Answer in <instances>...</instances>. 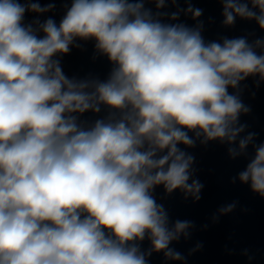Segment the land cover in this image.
Masks as SVG:
<instances>
[{"label": "clouds", "instance_id": "clouds-1", "mask_svg": "<svg viewBox=\"0 0 264 264\" xmlns=\"http://www.w3.org/2000/svg\"><path fill=\"white\" fill-rule=\"evenodd\" d=\"M217 2L225 27L240 19L264 32V0ZM60 3L59 20H41L55 2L0 0V264H150L153 254L183 264L172 245L196 225L172 220L155 192L201 200L188 151L198 141L246 159L231 182L264 200V142L240 122L251 112L242 82L264 83V37L206 41L202 9L164 11L179 0ZM80 42L107 58L106 78L64 72Z\"/></svg>", "mask_w": 264, "mask_h": 264}, {"label": "water", "instance_id": "water-1", "mask_svg": "<svg viewBox=\"0 0 264 264\" xmlns=\"http://www.w3.org/2000/svg\"><path fill=\"white\" fill-rule=\"evenodd\" d=\"M49 2H55L56 8L40 19L51 16L59 20L64 13L60 0H40L42 5ZM189 3L194 8L202 9L199 21L203 22L202 35L206 41L240 36H247L251 41L264 37V32L260 31L254 22L237 19L234 26L225 27L222 6L217 0H179L176 6L168 4L164 11L171 13L176 11L177 7L186 9ZM148 6L155 10L154 5ZM26 19L31 20L32 16L29 15ZM180 22L188 26H195L197 23L190 14L184 13L180 15ZM249 33L254 35L250 36ZM80 43L81 48L73 47L71 52L62 58L64 72L69 77L84 78L92 74L101 79L106 78L111 67L107 58L95 53L94 42ZM241 88L244 89L241 99L251 107V112L248 115L242 114L240 122L248 125L247 131L258 134L257 143L264 142V83L257 88L254 80L249 78L242 82ZM87 118L95 119L91 113L87 114ZM227 147L226 144L221 145L218 142H210L204 146L198 141L196 147L188 149L195 156V178L204 185L199 202L185 201L179 191L167 194L162 187L157 188L155 192L158 202L164 204L172 220H191L196 225L189 240L181 239L179 243L172 245L186 257L183 264H264V200L254 195L247 185H241L238 181L235 184L231 182L232 178L244 169L247 160L230 159ZM249 154L251 155V148ZM233 201L237 202L236 209L213 224L211 217L217 209ZM205 224L208 225L206 229L202 227ZM198 242L202 243V249L189 255V250ZM148 246L145 241L144 247ZM245 249L253 257L252 260L242 255ZM150 264L182 262L165 261L162 254H153Z\"/></svg>", "mask_w": 264, "mask_h": 264}]
</instances>
